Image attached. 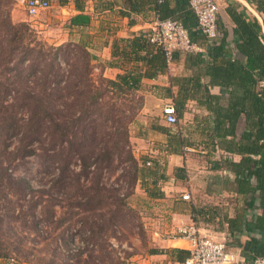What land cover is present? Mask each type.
<instances>
[{"label": "trees", "instance_id": "trees-1", "mask_svg": "<svg viewBox=\"0 0 264 264\" xmlns=\"http://www.w3.org/2000/svg\"><path fill=\"white\" fill-rule=\"evenodd\" d=\"M190 1L156 0L157 20L172 19L182 23L191 41L203 48L209 58L207 61L202 54L189 56L198 67L197 72L191 77L171 78L167 91L177 115L174 125L184 117L189 100L197 101L206 114L195 115L193 129L204 140L209 155L216 151L225 154L213 161L212 169L230 173L237 186L233 216L219 206L193 205L192 218L197 227L201 223L220 227L225 223L228 249L252 262L264 257L263 29L245 6L231 2L226 12L234 25V48L228 41V29L220 16L218 26L222 36L209 44L198 29ZM246 1L264 17V0ZM7 2L10 7H5ZM10 2L0 0V131L6 138L19 137L18 142L23 145L19 156H39L48 165L51 180L36 190L25 177L9 173L2 161L1 192L6 194L9 202L11 196L26 201L31 210L41 203L42 199L35 200L38 194L43 198L47 196L42 204L46 203L47 217L51 220L57 217V208H64L61 201L56 200L59 193L63 195L68 189L71 191L68 206L80 212L75 215L82 214L77 220H81L85 230L90 232V240L97 243L102 238L103 241L109 226L127 208L128 198L137 185L150 174H144L139 166L130 141V127L142 101L127 117L123 115L125 110L114 100L138 94L143 74L129 71L115 79L97 75L92 55L79 44H45L47 49L41 48L33 39L36 32L33 25L27 21H14L13 3ZM78 19L72 22L76 23ZM148 33L135 37L133 47L138 51L153 47L156 52L146 58L147 64L166 71L175 55L181 52H174L169 63L164 49L148 42ZM23 64L26 66L21 70ZM203 79L208 81L203 83ZM174 84L180 86L177 95L172 93ZM214 86L224 88L225 92L221 95L211 93L210 87ZM17 103L19 110L15 111L14 104ZM127 110L131 111L130 108ZM21 113H24L22 123L18 118ZM241 120L244 125L238 135ZM185 126L177 127L181 135H184ZM183 137L178 138L179 144L193 145L190 137ZM234 155L240 156V160L236 161ZM183 169L178 168L177 174L181 175ZM117 171H121L132 191L123 194L106 187L107 174L113 175ZM29 217L31 212L13 216L27 230L40 234L41 220L32 216L29 222ZM2 221L0 216V224ZM4 234L0 227V260L10 259L13 251L5 245ZM242 235L249 239L243 241ZM178 253L184 255L180 260L189 256L185 250Z\"/></svg>", "mask_w": 264, "mask_h": 264}, {"label": "crops", "instance_id": "crops-1", "mask_svg": "<svg viewBox=\"0 0 264 264\" xmlns=\"http://www.w3.org/2000/svg\"><path fill=\"white\" fill-rule=\"evenodd\" d=\"M19 8H24L25 0H17ZM51 8L41 12L34 18L33 27L47 36V41L53 45L65 43L79 44L85 47L93 57L96 65L95 73L110 79L119 74L132 71L143 74L138 94L142 97V105L137 118L130 127V141L134 157L143 168V180L135 188L136 194L143 203L144 219L149 234V252L142 264H171L184 255L179 250L188 251L189 242L184 237H177L180 227L194 223L192 218L193 205L219 206L223 212L234 215V200L236 184L232 175L225 171H214L213 161L225 156L222 151L212 152L203 139L193 129L196 114L205 115L197 101L189 100L186 115L189 120L183 127L184 135L177 127L183 124V118L178 125L169 124L163 114L166 104L172 103L167 91L171 86V78L191 77L198 70L189 56L202 54L208 61L205 50L200 52L177 53L166 71L157 65L147 64L146 58L155 54V49L148 46L143 51L133 47V39L151 30L158 19L156 0H50ZM221 7L220 17L228 29V41L233 47V23L226 12L231 2L245 6L262 25L264 17L246 0H217ZM172 5L174 2L172 1ZM14 21H26L15 18ZM79 18L78 22L72 20ZM138 52V55L136 53ZM235 53V52H234ZM201 69V67H200ZM146 74V75H145ZM208 79H203L206 83ZM179 85L172 86V93L177 95ZM213 94L221 95L225 89L220 86L210 87ZM184 114V116H185ZM243 121L237 134L243 130ZM184 136V137H183ZM179 137L191 138L193 145L179 144ZM195 137V138H193ZM238 161L240 156L234 155ZM151 162V165H147ZM157 164L159 170L157 172ZM178 168H184L181 175ZM164 176V177H162ZM189 194L190 201L182 196ZM227 208V209H226ZM219 220V219H217ZM217 222V221H215ZM214 226V227H213ZM198 227L203 233L227 238V225ZM219 227V228H218ZM241 239H249L242 235Z\"/></svg>", "mask_w": 264, "mask_h": 264}, {"label": "rangeland", "instance_id": "rangeland-1", "mask_svg": "<svg viewBox=\"0 0 264 264\" xmlns=\"http://www.w3.org/2000/svg\"><path fill=\"white\" fill-rule=\"evenodd\" d=\"M10 3H13L12 12L17 20L25 17L28 19L27 22L34 24V18L29 17L24 8L18 9L21 4L17 0H11ZM218 5L220 16L221 7L219 3ZM7 6L10 7L8 2L5 7ZM262 24L264 27V22ZM34 28L37 33L35 32L33 39L39 43L41 48L46 50L45 44L53 45L47 41L45 34L39 33V30ZM36 48L39 49L37 46ZM23 65L21 70L26 66V64ZM110 97H112L111 94ZM114 100L121 105L123 111L125 110L123 115H127V117L132 115V112L139 107L142 101L140 94L121 96ZM18 104H14L15 111L19 110ZM127 108H130L131 111L128 112ZM18 118L22 123L24 113L18 115ZM188 120L189 115L185 114L183 124H187ZM18 138L14 136L6 138L0 131V162L3 161L2 165L8 168L9 173L25 177L36 190H40L51 180L49 169H47L48 165L36 155L19 156L23 145L18 142ZM121 174V171H117L113 175L107 174L105 183L107 188H115L125 194L132 191V188L127 186L128 184ZM1 189L2 186L0 187V216L3 217V221L0 227L5 232V245L13 251L9 255L10 259H1L0 264H11L17 261L23 262L22 264H142L146 254L153 250L149 245L150 239L144 219L143 203L135 190L128 198L127 208L122 211L121 217L107 229V235L103 237V241L101 238L97 243H93L90 240V232L85 230L81 220L78 221L82 214L75 215L76 212L78 214L80 212L72 210L68 206L71 194L68 189L64 191L63 195L61 192L59 193V199L55 196L56 200L61 201L64 208L62 210L57 208V217L51 220L47 217L49 210L45 208L46 203L42 204V200H47V196L43 198L41 194H38L35 200L42 199L41 203L39 202L36 209L31 210L27 207V202L18 200L17 196H11V202H9ZM24 212H31V217L36 216L41 220L40 234L30 232L26 227H23L21 222L13 218V216ZM31 217L28 218L29 222L32 220Z\"/></svg>", "mask_w": 264, "mask_h": 264}, {"label": "built area", "instance_id": "built-area-1", "mask_svg": "<svg viewBox=\"0 0 264 264\" xmlns=\"http://www.w3.org/2000/svg\"><path fill=\"white\" fill-rule=\"evenodd\" d=\"M25 6L27 14L30 17H36L51 8V1L25 0ZM190 7L196 15L199 31L206 37L209 44L218 40L222 34L218 26L217 0H191ZM148 42L155 47L163 48L169 63L176 51L187 53L204 50L191 41L189 32L182 23L172 19L157 20L149 30ZM163 114L169 124L177 123V115L172 103L164 106ZM151 164L147 162V165ZM182 198L186 201L191 200L189 194H184ZM176 236L188 240L189 256L184 260H175L171 264H264V257L247 262L237 252L228 249L226 239L201 232L195 223L180 227Z\"/></svg>", "mask_w": 264, "mask_h": 264}]
</instances>
